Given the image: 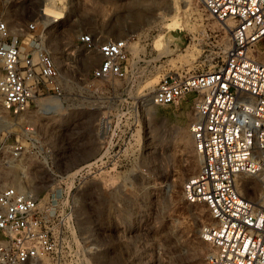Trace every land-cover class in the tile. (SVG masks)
<instances>
[{
  "label": "rangeland",
  "instance_id": "374dc122",
  "mask_svg": "<svg viewBox=\"0 0 264 264\" xmlns=\"http://www.w3.org/2000/svg\"><path fill=\"white\" fill-rule=\"evenodd\" d=\"M64 2L63 19L54 23L62 16L56 9L60 16L42 18L41 7ZM18 7V22L36 23L37 34L47 28L63 95L42 101L55 105L53 112L31 108L27 120L50 151L52 171L28 156L0 168V184L45 197L42 203L48 196L56 214L70 209L80 244L76 264H207L211 248L198 237L207 213L182 198L183 182L199 167L188 130L190 97L166 107L151 105V97L165 75L221 64L231 23L216 21L198 0H19ZM86 32L98 43L130 39L126 79L91 78L101 57L77 45ZM252 56L264 63V39ZM7 131L0 125V138ZM238 183L258 202L264 175ZM61 261L70 264L67 256Z\"/></svg>",
  "mask_w": 264,
  "mask_h": 264
},
{
  "label": "built area",
  "instance_id": "2783aa9c",
  "mask_svg": "<svg viewBox=\"0 0 264 264\" xmlns=\"http://www.w3.org/2000/svg\"><path fill=\"white\" fill-rule=\"evenodd\" d=\"M198 1L216 21L231 23L229 47L211 71L163 76L151 105L176 106L190 97L188 130L199 167L183 182L182 198L207 213L198 231L211 248L207 264H264V192L254 204L238 190L242 176L264 175V63L252 56L264 39V0ZM18 2L0 0V125L9 131L0 138V168L30 156L50 172V151L27 120L37 99H60L63 90L47 28L37 34L36 23L18 22ZM52 7L62 13L56 23L67 7ZM76 43L101 57L94 81L123 80L132 71L130 39L98 43L86 32ZM44 199L0 184V264H61L65 256L76 264L80 244L70 209L56 214Z\"/></svg>",
  "mask_w": 264,
  "mask_h": 264
},
{
  "label": "bare ground",
  "instance_id": "6f19581e",
  "mask_svg": "<svg viewBox=\"0 0 264 264\" xmlns=\"http://www.w3.org/2000/svg\"><path fill=\"white\" fill-rule=\"evenodd\" d=\"M40 14H41V16H42V18L43 17H48V18H52V17H58V16H60V13H58V12H56V11H54V9L53 10H51V8H48V7H41V10H40ZM43 19H45V18H43ZM46 21V20H45ZM48 23H49V21H48ZM48 25V24H47ZM189 31V30H188ZM195 46L193 47H190V48H186V53L188 54L189 53V55L188 56H190V54H192V53H194L195 52ZM162 54L164 55V54H168V50L167 49H165L163 52H162ZM180 57V56H179ZM183 57V56H182ZM184 58H186L185 56H184ZM47 100H49V99H37L36 100V107H38V110H39V112H42V113H51V112H53L55 109H57V107L55 106V105H45L42 101H47ZM13 187V186H12ZM14 188H16V187H14ZM252 188V186L251 187H249L248 188V190H250ZM17 189V188H16ZM246 188H244V191H246L245 190ZM18 190V189H17ZM258 202H259V200H258ZM258 202H253L254 204H257Z\"/></svg>",
  "mask_w": 264,
  "mask_h": 264
}]
</instances>
